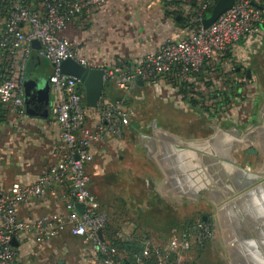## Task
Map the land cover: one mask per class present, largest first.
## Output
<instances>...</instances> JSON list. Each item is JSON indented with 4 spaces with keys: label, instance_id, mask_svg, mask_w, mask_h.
I'll use <instances>...</instances> for the list:
<instances>
[{
    "label": "crops",
    "instance_id": "0c3cea01",
    "mask_svg": "<svg viewBox=\"0 0 264 264\" xmlns=\"http://www.w3.org/2000/svg\"><path fill=\"white\" fill-rule=\"evenodd\" d=\"M189 33L190 25L175 10L173 0H109L104 9L92 8L75 19L64 37L73 44L76 60L107 75L134 70L167 40H182ZM263 46L264 34L240 45L235 58L241 61L239 71L255 76L251 62L262 54L254 50ZM51 73L50 64L35 53L28 65V79L43 76L48 80ZM148 88L140 84L135 89L130 107L133 100H139L137 93ZM151 88L155 93L151 133L129 127L123 143L107 139L95 146L98 162L94 160L89 172L100 181L92 183V192L111 212L117 209L116 203L105 200L98 185H105L113 174L117 184L112 181L107 187L120 189L126 187L125 169L141 172L152 181L138 183L141 194L137 200L123 198L116 212L133 231L144 230L143 224L150 220L162 225L156 236H166L173 223L201 216L215 224L218 233L210 246L215 258L206 264H264V109L256 115L253 104L247 115L209 116L180 95L171 96L165 85ZM103 96L115 101L121 94L106 79ZM5 110L6 115L0 116V190L14 183L33 184L64 156L51 109L47 117L38 116V109H34L37 116H21L12 107ZM179 114L187 118L180 131L172 126ZM224 121L231 125L228 134L222 127ZM132 204L135 209L129 210ZM63 210V204L39 201L21 208L19 217L26 220ZM19 256L23 264H102L88 252V242L69 229L40 251L21 246Z\"/></svg>",
    "mask_w": 264,
    "mask_h": 264
},
{
    "label": "built area",
    "instance_id": "2783aa9c",
    "mask_svg": "<svg viewBox=\"0 0 264 264\" xmlns=\"http://www.w3.org/2000/svg\"><path fill=\"white\" fill-rule=\"evenodd\" d=\"M2 2L7 9L6 19L0 23V104L26 116L24 84L28 65L35 53L45 59L52 69L51 114L58 125L64 156L33 184L14 183L0 190V264H23L21 246L40 251L67 229L88 242V252L102 264H122L124 256L107 240L113 224L109 211L91 190L93 148L107 139L123 143L131 126L130 101L140 84L165 85L171 96L180 95L197 103L209 116L250 113L256 79L239 71L241 61L235 58L243 42L264 34V0H236L207 30L203 22L218 0H173L175 10L190 25L189 35L182 40H167L132 71L107 74L105 80L111 81L121 96L115 101L102 96L93 110L86 106L81 82L62 73L63 62L70 59L87 67L76 60L73 44L64 34L84 12L104 9L109 0ZM35 41L40 42L41 49L34 48ZM39 201L50 206L63 204L64 210L26 220L19 217L21 208ZM77 205L83 207V214L77 211ZM131 226L126 225L121 232L123 239H130L136 232ZM214 234V226L204 220L181 223L159 242L144 237L143 257L153 253L159 264H188L191 258L201 255ZM13 241L18 247L12 245Z\"/></svg>",
    "mask_w": 264,
    "mask_h": 264
},
{
    "label": "rangeland",
    "instance_id": "374dc122",
    "mask_svg": "<svg viewBox=\"0 0 264 264\" xmlns=\"http://www.w3.org/2000/svg\"><path fill=\"white\" fill-rule=\"evenodd\" d=\"M250 51H253L250 49ZM255 52H257L258 54H262V56H257L255 57V59H253V61L251 62V65L254 69L255 72V79H256V89L254 90V98H253V102L251 101V106L253 104H255L256 108H255V112H257L256 115L262 114L261 111H263L264 109V46L261 48H256L254 50ZM262 57V58H261ZM154 86V85H152ZM152 86H149V88L147 90H142L139 91L137 93V97H139V100H133L131 103V107H130V111H131V126L130 128H133L135 131L137 132H141L143 131L144 133H151V127L153 126V120H152V114H153V106H154V91L153 88H151ZM245 114H235L233 112L232 115L230 116H226L225 117H232V116H243ZM247 115V114H246ZM226 119V118H224ZM187 118L184 116V114L182 115H178V121L175 122V125L173 124L172 126H175L176 130H182V128L184 127V123H186ZM223 129L225 130V134L230 128L231 125L229 123H226V121L223 122L222 124ZM212 131V129H211ZM119 160H116V164H119L118 162ZM98 162V159L95 160V163ZM133 166V170H134ZM148 168L150 169V166H148ZM99 176V174L97 175ZM115 175L111 174L108 175V180L105 181V185L102 186V184H99V189L100 192L102 193V196L105 198V200H109V201H115V205L114 207L117 209L112 208L111 212H109L110 217H111V221L114 224V228L116 232H123V226L129 225L127 224L128 221L123 218H121L119 216V214H117L116 212L118 211L119 213V209H121V204L120 201L124 202L123 200H130L131 202H135V200H137V197H139L138 194H141V188H136L137 184L141 185V183H144L145 180H148V182L152 181V178L146 177L143 178V175L141 172H134V173H129L127 169H125V173H124V178L123 180V184L125 182V186H122L120 189H109L107 186L112 183L117 184L115 182V177H113ZM91 177H92V183L94 182H98L100 181V177H96L95 175H93V173L91 172ZM137 191H139V193H137ZM97 196V195H96ZM113 197V198H112ZM97 198L100 200V198L97 196ZM112 198V199H111ZM124 198V199H123ZM102 206L106 205L104 204L101 200H100ZM106 202V201H105ZM103 206V207H104ZM106 207V206H105ZM135 209V207L132 206L130 207L129 210ZM197 215V214H196ZM201 216H195V218L191 219L188 218L187 220H184L181 223H189V222H195V221H200ZM130 223V222H129ZM214 224V223H213ZM134 225V224H133ZM215 225V224H214ZM213 225V226H214ZM144 227V231L146 233H148L151 237H153V239H156L157 242H159L160 240L164 239L163 236H156V232L157 231H162V225H160V223L157 222H153V221H147V223H145V225L143 224ZM215 229V237L218 236L217 233V226H214ZM214 241L210 242L208 244V246L206 247V249L201 253V255H196L193 258H191L189 260L188 264H206L207 260L212 263L211 261V257L215 255L214 253H212V248L210 247L211 244ZM209 249V250H208ZM209 253H208V251ZM207 254H209L207 256ZM213 259V258H212Z\"/></svg>",
    "mask_w": 264,
    "mask_h": 264
},
{
    "label": "water",
    "instance_id": "95a60500",
    "mask_svg": "<svg viewBox=\"0 0 264 264\" xmlns=\"http://www.w3.org/2000/svg\"><path fill=\"white\" fill-rule=\"evenodd\" d=\"M235 1L218 0L209 17L204 20L203 29H209L222 15L233 7ZM33 46L37 50L41 49V44L38 41H35ZM61 70L64 75L74 77L81 82L85 90L86 106L92 110L96 109L104 93L105 71L85 67L80 62L72 59L63 62ZM250 74L249 71L248 76ZM24 91L26 113L37 116L34 109H38L40 112L38 116L47 117L54 101V97L51 96L49 79L46 80L43 76L27 79L24 84ZM76 208L80 214H83V207L81 205H77ZM12 245L18 247L15 241H13Z\"/></svg>",
    "mask_w": 264,
    "mask_h": 264
},
{
    "label": "trees",
    "instance_id": "16d2710c",
    "mask_svg": "<svg viewBox=\"0 0 264 264\" xmlns=\"http://www.w3.org/2000/svg\"><path fill=\"white\" fill-rule=\"evenodd\" d=\"M38 1V0H36ZM6 4L0 0V23L3 22L6 19ZM3 24H0V28H2ZM83 91L84 87L82 86ZM182 95H185L184 93ZM227 98L225 97V103ZM195 103V102H191ZM195 105L198 106L197 103ZM7 113V110L3 108V106L0 104V116L4 117ZM194 223V222H190ZM181 223H173L169 230L175 227L179 226ZM116 228H114V224L109 226V229L107 231V240L116 247L124 256V259L122 260V264H159L157 258L153 253H150L148 257H143L144 252V237H151L148 233H146L144 230L137 228L136 232H134L133 236H131L130 239H123L120 234L121 232H116ZM164 237V236H163Z\"/></svg>",
    "mask_w": 264,
    "mask_h": 264
}]
</instances>
